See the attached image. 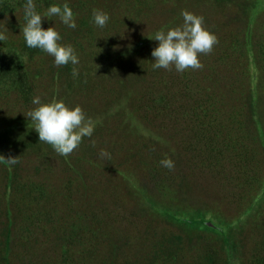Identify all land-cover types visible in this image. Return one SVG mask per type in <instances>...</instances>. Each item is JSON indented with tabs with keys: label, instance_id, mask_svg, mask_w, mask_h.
Masks as SVG:
<instances>
[{
	"label": "rangeland",
	"instance_id": "374dc122",
	"mask_svg": "<svg viewBox=\"0 0 264 264\" xmlns=\"http://www.w3.org/2000/svg\"><path fill=\"white\" fill-rule=\"evenodd\" d=\"M86 1L34 0L41 14L64 3L74 11L75 29L57 16L43 18L42 27L56 28L60 43L74 47L78 65L58 67L35 48L36 54L19 55L26 61L25 89L0 83V155L19 157L15 165L0 162V260L239 264L238 257L240 264H264V205L255 215L264 197V149L256 146L264 145V10L254 12L262 2L152 0L141 14L120 3L99 28L80 9ZM7 3L0 58L16 56L27 23L20 18L26 0ZM183 10L203 16L218 37L213 51L199 56L202 69L154 70V40L148 63L130 52L116 57L131 50L137 36L153 39L181 25ZM84 11L91 24L84 23ZM201 89L217 94L210 101L217 112L210 104L211 113L202 112ZM249 91L255 94L254 132L245 116ZM36 96L42 104L56 99L80 106L98 122L92 137L67 157L40 142L28 117L38 107ZM102 149L111 159L99 157ZM166 157L174 170L161 166ZM202 219L220 231L194 223Z\"/></svg>",
	"mask_w": 264,
	"mask_h": 264
},
{
	"label": "clouds",
	"instance_id": "9594fccd",
	"mask_svg": "<svg viewBox=\"0 0 264 264\" xmlns=\"http://www.w3.org/2000/svg\"><path fill=\"white\" fill-rule=\"evenodd\" d=\"M26 25L22 29L23 37L29 48H39L54 57L56 66H64L71 62L79 64V57L71 44H62L60 33L54 26L45 30L42 27L43 18L57 16L60 21L69 28L75 29L76 15L68 3L52 5L43 14L37 12L34 0H26L23 6ZM183 23L165 32L157 31L151 40L158 42L151 55L155 58L153 69H165L172 71L173 67L178 73L186 70H200L203 68L199 56L207 55L213 51L219 43L218 37L204 26V17L197 16L187 10L181 12ZM110 15L101 10H92V21L99 27H106ZM5 23V22H2ZM5 32H8L5 27ZM6 35L0 32V41L6 39ZM73 76L79 75L78 69L73 67ZM32 103L38 105L28 113V117L34 123V130L39 135V141L52 146L61 156H69L80 144L84 137L91 138L97 121L89 117L80 106L68 107L63 100L53 99L50 103L42 104L39 96ZM95 141H93V146ZM101 159H111V153L101 150ZM0 162L7 165L19 163V157L5 158L0 155ZM162 167L174 170L175 164L171 158L166 157L160 161Z\"/></svg>",
	"mask_w": 264,
	"mask_h": 264
},
{
	"label": "trees",
	"instance_id": "16d2710c",
	"mask_svg": "<svg viewBox=\"0 0 264 264\" xmlns=\"http://www.w3.org/2000/svg\"><path fill=\"white\" fill-rule=\"evenodd\" d=\"M38 1H40V0H38ZM165 1H168V0H165ZM169 1H171V0H169ZM255 2L257 1V0H254ZM259 1H261L262 2V4L261 5H258L256 8H254V12L256 11L257 12V10H264V0H259ZM8 2V0H0V17H2L3 16V14L5 15L6 13H8V12H6V11H8V10H6V8H8L7 6H6V4H8L7 3ZM153 1L151 0H98V1H94V0H89V1H86L85 3H84V5H82L81 7H80V9H86L87 10V12H88V14L89 13H91V15H92V10L93 9H101V10H103V11H105V12H107L109 15H111V13H112V11H114V9L113 8H111L112 7V5L113 6H115V5H118V4H120V3H122V4H126V6L127 7H129V9H130V13H133V12H138L139 14H141V13H143V12H146L148 9H149V6H151V3H152ZM254 2V3H255ZM22 5H24V4H22ZM21 5V6H22ZM145 5H147V6H145ZM74 12V11H73ZM82 13V16H83V18H84V23L86 24V23H89V24H91V22L92 21H90V20H87V13H86V11H84V12H81ZM252 13H250V14H248L247 15V19H248V23H249V25H251V22H252ZM24 16V13L22 12V14L20 15V18H22ZM221 23H224V22H221ZM221 23H219L218 25L220 26V27H222L223 25H220ZM151 37L149 36V37H142V36H137V38H136V40H135V42H134V46L132 47V49L130 50V49H128V50H126V51H123V52H120L116 57H119V56H122V55H124V54H126V53H134V56H139L140 58H142L143 57V60H145L147 63H148V61L150 62V56H149V49H150V43L152 42L151 41V39H150ZM247 45V44H246ZM14 50H17V54H16V56H12V57H4V58H0V83H5V84H11L12 86H13V88H16V89H20V88H24V87H27V85L26 84H24L25 82H27L28 83V76H27V67H26V61L24 60V58H21V56H19L20 55V53L22 52V51H24V52H29V54H31V53H33V54H36V53H38L37 51H36V49L35 48H29L27 45H26V42H25V40H24V38H23V40H22V42H21V44H20V46L19 45H17V46H14ZM218 60H221V58H217L216 59V61H218ZM25 62V63H24ZM245 67H248V70L250 69V70H253V68L251 67V63L249 64H245ZM252 72V71H251ZM249 75H250V77H249V81H250V83H252L253 81H252V76H251V74L249 73ZM248 77V76H247ZM249 83V84H250ZM186 82H185V84H184V86H185V91H186ZM20 87V88H19ZM25 89V88H24ZM202 90V89H201ZM250 93L248 94V95H246V100H248V104H250L249 106H247L246 107V117L248 118V120L249 121H247V122H250V125H251V130H253V132H254V117H255V115H256V112H255V94H254V92L252 91H249ZM186 93V92H185ZM187 95L189 96V94L188 93H186V97H187ZM217 94H215V93H210V94H208V92L206 91H204V90H202V92H201V94L199 95L200 97H201V99H202V102H198V104H199V106L201 107V109H202V112H207V110H208V113H211L210 112V108H208V106H209V104H210V107H211V109L213 110V111H216L217 112V108L218 107H215L210 101L213 99V100H216V99H218L217 97L218 96H216ZM222 96V95H221ZM155 96H153L152 98H154ZM215 98V99H214ZM205 99H206V101H205ZM218 103V102H217ZM157 108V107H156ZM152 112V111H151ZM151 114V113H150ZM256 125V124H255ZM257 127V126H256ZM259 128H257V129H255V136H260L261 137V135L259 134ZM217 137H218V135H217ZM253 142H254V140H253ZM255 143H257V141H255ZM256 146L259 148V149H264V145H259L258 143L256 144ZM264 175V174H263ZM259 182H261V179H260V181ZM260 184V189H259V191H262L263 192V195H264V184H261V183H259ZM258 187V188H259ZM250 197H252V195H250L249 197H248V199L250 198ZM150 198V197H149ZM153 199V198H152ZM264 205V197L262 198V201H261V203L258 205V208H257V210H256V213H255V215L257 214V212L259 211V210H261V207ZM255 215L254 216H252V217H255ZM251 217V218H252ZM176 221V220H175ZM177 222V221H176ZM251 221L249 220L248 222H247V224L248 223H250ZM194 223H196V224H200L202 227H204V228H206L208 231H211V230H218V231H220V229L218 228V227H216V226H214V224L211 222V223H208L207 221H205V219H202V220H199V222H194ZM194 223H192V222H187V223H184L185 225H188V226H192ZM247 224H245V225H247ZM244 225V226H245ZM241 227H238V229L236 230V233H233V234H235L236 235V238H235V240H236V242L238 243L239 242V240H238V233L240 232V231H242L243 229H240ZM214 233V232H213ZM7 238H9V236L7 237ZM6 239V238H5ZM239 248H240V246H239ZM7 249H4V251H3V253H4V255H7ZM237 261L239 262V264H240V258H238L237 257ZM0 264H8L7 263V260H6V256H4L3 258H2V260H0Z\"/></svg>",
	"mask_w": 264,
	"mask_h": 264
}]
</instances>
